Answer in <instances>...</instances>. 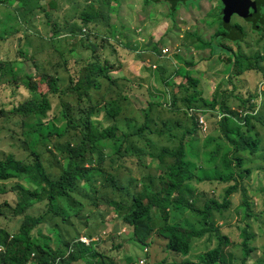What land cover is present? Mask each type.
Instances as JSON below:
<instances>
[{"label": "trees", "instance_id": "1", "mask_svg": "<svg viewBox=\"0 0 264 264\" xmlns=\"http://www.w3.org/2000/svg\"><path fill=\"white\" fill-rule=\"evenodd\" d=\"M43 1L0 0V5L10 7L17 4L16 10L25 20L36 11L44 12L50 22L51 17L43 7ZM190 1L192 0H164L169 5L170 18L174 21L179 8L187 6ZM251 1L256 2L255 7L242 18L253 28H264V0ZM223 9L224 6L220 3L217 14L218 31L209 41L201 36L199 39L202 49L212 48V55L218 53L215 47L231 53V57L227 58V80L230 89L220 92L219 88L212 95V99L207 100L199 89V79L190 72L183 75L186 83L179 85V92L172 93L170 101L173 107L178 109V103L181 102L186 114L187 111L191 112L190 127L183 128L184 132L175 148L165 147L157 156L150 155L153 160L159 162L160 172L162 171L157 173V185L153 182L155 186L146 185L143 192L134 194L130 201L112 202L114 211L123 213L122 221L131 228L133 241L144 246L153 245L157 238L166 241L161 253L163 256L155 258L150 249L148 250L146 264H235L234 252L230 249L231 238L223 234L216 223V217L224 215L231 208V197L235 193L241 194L240 208L246 221V226L241 231L242 264H264V253L257 258L254 256L258 248L252 243L256 236L253 235L254 231L250 225V219L257 217L254 202L249 198L246 186L240 184L254 172L253 168L248 166L253 162L252 157L258 158L259 153H264V114L251 113L255 110L259 97L249 94L247 98L242 99L235 95L236 87L232 81L249 71L261 74L264 81V68L261 66L262 57L259 54L246 55L240 51L239 43L244 40L246 33L242 25L224 19ZM97 16L86 14L84 24L87 25L90 19ZM52 28L56 31L54 35L59 37L58 26L52 23ZM82 30L74 25L68 29V33L75 36ZM222 41L233 43L237 50L226 47V43ZM154 49L156 50V44ZM20 53L23 54V51ZM93 53L98 54L96 49H93ZM186 64L192 66L189 62ZM6 69L12 75L16 74L11 63L0 60V74ZM36 69L39 68L36 66ZM118 70L120 68L117 69L110 61H101L96 56L83 64L77 77L70 81L66 89L59 88V78L50 73L42 74L41 81L45 83H35L36 79L30 76L27 77L26 83H22L29 97L13 108L10 114L24 119L31 118L34 132L26 133L29 136L26 142L30 151L27 159H17L11 154L0 161V194H6L10 184L14 183L12 193L17 195L14 206L7 202L0 205V217L4 215V210H7L14 217L23 218L18 232L14 235L0 228V264H139L131 254L118 258L105 250L100 251L96 247L99 243L86 246L78 243V238L67 242L57 226L48 228L47 234L40 229L48 217L53 220L60 219L62 226H70L72 218H78L83 212V200L93 196L91 203L95 207L100 190L99 182L111 180L118 186V177L103 166L109 156L113 154L116 158L111 157L112 161L119 162L124 161L126 155L136 156L140 161L145 155L143 150L134 149L136 145L132 140L145 139L149 134L155 133L150 127V121L151 112L154 106L158 105L149 104L142 124H132V120L126 118V127H122L120 118L123 113V101H128V97L121 95L116 99L108 98L106 93H102L103 81L109 82L107 91L117 84V79L113 78L112 73ZM60 93L62 95L59 98L74 95L79 106L86 105L84 111L80 110L86 113L81 122L67 116L66 123L60 125L56 123L58 118H50V95ZM230 99L238 102L237 109L230 106ZM67 111L70 112L69 106L64 107L61 113L65 114ZM208 111L220 115V120L217 121L219 133L216 137L208 136L201 140L199 133L202 127L199 118L208 115ZM102 112L105 120L111 123L109 126H104L103 122L99 121L98 116ZM5 114L0 108V116ZM71 129H81V139L77 145L69 143L60 149L67 164H64L62 174L56 179L53 178L52 172L47 171L36 148L39 143L47 145L57 137H64ZM165 129L159 130V135H165ZM109 148L112 149V154L107 152ZM21 182H26L28 188ZM193 182L224 184L226 188L220 201L204 193L203 207L196 208L195 199L198 192ZM38 204H43L44 209L38 215L30 214ZM93 213L94 211H91L89 216ZM190 214L195 215L198 226L190 221L187 216ZM86 235L92 237L93 234ZM206 236L214 239L213 236H216L219 243L208 246L195 258L191 257L194 241ZM122 245L123 243H114L113 246L120 248Z\"/></svg>", "mask_w": 264, "mask_h": 264}, {"label": "rangeland", "instance_id": "2", "mask_svg": "<svg viewBox=\"0 0 264 264\" xmlns=\"http://www.w3.org/2000/svg\"><path fill=\"white\" fill-rule=\"evenodd\" d=\"M156 1L44 0L42 5L51 17L50 22L44 12L36 11L25 20L16 10L17 4L10 7L0 5V36H2L0 60L11 63L16 72L12 75L6 69L0 74V108L6 113L0 116L1 149L11 152L16 158L22 160L27 159L30 153L26 142L29 136L26 133L34 132L33 120L10 114L13 108L25 102L29 97L28 91L22 84L28 81V76L36 79L35 83H45L41 81L42 74L50 73L53 77L59 78V88L66 89L70 81L77 77L83 64L96 56L101 61L108 60L116 65L117 69H121L119 73H112L114 77H121L120 74L122 75L124 71V81L112 86L110 91H107L109 82L103 81L102 90L108 98L116 99L121 95L128 97V101H123V113L120 118L122 127H126V118L132 120V124H142L145 121L149 104L158 105L154 106L150 121V127L155 133L149 134L145 139L132 140L136 145L134 149H141L145 154L141 161L133 155H126L124 161H112L111 157L116 158V156H113L111 148L107 150L112 155L106 159L103 166L108 172L118 177V186L111 180L99 182L97 205L93 207L91 203L94 196L83 200V212L78 218H72L70 226H62L60 219L53 220L51 217L45 219V225L40 226L44 234H47L48 228L57 226L62 235H65L67 242H73L74 238L77 239L90 233L95 235L107 233L106 236L104 235L105 240L96 246L100 251L105 250L111 256L118 258L131 254L136 261L147 257L144 245L132 240L131 228L123 223V213L114 211L112 202L130 201L134 194L142 193L146 185H157V173L158 171L162 173V171L160 172L159 162L153 160L150 155L157 156L165 147L175 148L182 137L183 128L190 127L191 112L187 111L188 114H186L181 102L178 106L182 110L179 111L178 108L173 107L170 101L171 94L178 93L179 85L186 83L183 75L187 72L199 79V89L203 91V97L207 100H211L212 95L219 88L220 92L230 89L227 80V69H229L227 58L231 57V53L215 47L218 53L212 55L210 52L212 48L202 49V42L199 39L201 36L209 41L218 31L217 14L220 10V1L192 0L187 6L179 8L174 21L169 16V5L164 0L157 3ZM262 11L264 13V8ZM86 14L92 17L98 16L90 19V22L85 25L83 19ZM230 21L242 25L246 33L244 40L239 43L240 51L246 55L259 54L262 57L261 66L264 68V28H253L236 17L231 18ZM52 23L58 26L57 31L60 32V38L54 35L56 31L53 30ZM74 25L87 31L82 30L75 36H71L68 29ZM6 39H9L7 43H5ZM222 43H226V47L233 51L237 50L233 43L225 41ZM154 44H156V50ZM93 49H96L98 54L93 53ZM164 49L168 51L167 54L162 53ZM20 51H23V54ZM139 55L143 56L142 60L146 62V64H141V76L134 74L132 71L135 69L134 66H130V70L122 66L123 61H138L137 56ZM186 62L191 63L192 66H188ZM154 66L157 68L154 69ZM232 81L236 87L235 95H239L242 99L247 98L249 94H256L259 97L256 101L257 106L251 113L264 114V81L261 74L254 71L244 72ZM61 95L62 93L50 95L52 103L50 118H58L56 120L59 121L56 123L60 125L66 123L67 116L76 122H81V118L86 113L80 110L84 111L86 105L79 106L74 95L59 98ZM228 103L233 109L238 108V102L235 99H230ZM66 106H69L70 112L62 114ZM209 112L208 115L203 116L207 127H203L199 133L201 140L208 136L216 137L219 133L217 121L220 120V115L216 112H210L211 114ZM103 115V112L99 113V121H102L104 126H109L111 123L105 120ZM164 128H166V134L159 135L158 131ZM258 129L262 130L261 127ZM80 139L81 129H71L64 137H57L47 145L44 143L37 145L36 150L44 154L45 167L48 172L53 173V178H59L64 164L65 166L67 164V161L62 158L60 149L65 148L69 143L77 145ZM2 155L5 156L0 152V161L3 159ZM263 157L264 153H259L258 158L252 157L253 162L248 166H251L254 172L240 183L246 186L257 214L256 218L250 219L253 235L256 236L252 243L258 246L254 252L255 258L264 253ZM21 184L28 188L26 182H21ZM193 184L198 192L195 199L196 208L203 207L204 193L220 201L223 190L226 188L224 184L212 185L196 182ZM12 186L14 187L15 184H10L6 194H0V205L5 202L11 206L15 205L17 195L12 193ZM231 201V208L224 215L217 216L216 223L223 234L231 238L230 249L234 252L235 264H242L241 231L246 226V221L243 217L244 212L240 208L241 194L235 193ZM43 209L44 205L38 204L30 214L38 215ZM91 211L94 213L89 216ZM187 216L192 223L195 222V226H198L195 215ZM22 220L21 216L14 217L11 212L4 210V215L0 217V228L14 235L18 232ZM213 237L215 239L206 236L201 240H195L191 248V257L195 258L208 246L217 245L219 240L216 236ZM157 239L153 245H145L149 247L150 253L155 258L163 256L161 253L166 243L163 238ZM114 243H123V245L115 248Z\"/></svg>", "mask_w": 264, "mask_h": 264}, {"label": "water", "instance_id": "3", "mask_svg": "<svg viewBox=\"0 0 264 264\" xmlns=\"http://www.w3.org/2000/svg\"><path fill=\"white\" fill-rule=\"evenodd\" d=\"M224 6V19L229 20L233 14L244 17L255 7L256 2L251 0H220Z\"/></svg>", "mask_w": 264, "mask_h": 264}, {"label": "crops", "instance_id": "4", "mask_svg": "<svg viewBox=\"0 0 264 264\" xmlns=\"http://www.w3.org/2000/svg\"><path fill=\"white\" fill-rule=\"evenodd\" d=\"M4 40V39H3ZM8 40L9 39H6V41H5V43H7L8 42ZM4 44V43H3ZM137 60L138 61H134V60H128V61H123L122 63H124L122 66H124L127 70H130V66H134L135 67V69H132V71L134 72V74H136V75H138V76H141V72H140V70H141V64H146V62L144 61V60H142V58H143V56H137ZM154 69H156L157 68V66H154L153 67ZM161 68V67H160ZM159 68V69H160ZM121 71V69L120 70H118V71H115V72H113V73H119ZM159 71H161V70H159ZM123 73H124V71H123ZM123 73H122V75L120 74V76L121 77H119V76H116V77H114L113 76V78H115V79H117V80H115L116 81V83H120L121 81H124L123 79H124V75H123ZM127 73V72H126ZM153 74V73H152ZM153 75H155L156 76V74L154 73ZM139 78H142V77H139ZM28 149V148H27ZM0 152L1 153H3L5 156H3L2 155V158L3 159H5V157L6 156H8V155H11L12 153L11 152H9V151H7V150H5V149H1L0 148ZM13 155V154H12ZM28 156V155H27ZM41 158H42V160L44 161V154H41ZM18 159V158H17Z\"/></svg>", "mask_w": 264, "mask_h": 264}, {"label": "built area", "instance_id": "5", "mask_svg": "<svg viewBox=\"0 0 264 264\" xmlns=\"http://www.w3.org/2000/svg\"><path fill=\"white\" fill-rule=\"evenodd\" d=\"M83 32H86V29H83ZM167 50H162V53L163 54H167ZM199 123H200V126L203 128V127H207L206 126V121L204 120V117H200L199 118ZM104 235L106 236L107 235V233H104L103 235H101V234H96V235H93L92 237H89V236H87V237H82V238H80V240H79V243H82V244H84V245H86V246H90L92 243H101L103 240H105V238L106 237H104ZM147 251H148V248L147 247H145L144 248V252L145 253H147ZM139 262H140V264H144L145 262H146V258H141L140 260H139Z\"/></svg>", "mask_w": 264, "mask_h": 264}, {"label": "flooded vegetation", "instance_id": "6", "mask_svg": "<svg viewBox=\"0 0 264 264\" xmlns=\"http://www.w3.org/2000/svg\"><path fill=\"white\" fill-rule=\"evenodd\" d=\"M219 1H220V0H219ZM220 3H221V1H220ZM234 17L242 19L245 23H247V24L249 25L248 22H246L242 17H239V16L236 15V14H233V15L230 17V20H231V18H234ZM230 22H231V21H230ZM250 26H251V25H250Z\"/></svg>", "mask_w": 264, "mask_h": 264}, {"label": "clouds", "instance_id": "7", "mask_svg": "<svg viewBox=\"0 0 264 264\" xmlns=\"http://www.w3.org/2000/svg\"><path fill=\"white\" fill-rule=\"evenodd\" d=\"M93 235H95V234H93ZM93 235H92V236H93ZM87 236H88V235H86V236L84 235V236L79 237V238H78V243H79L80 238H82V237H87ZM145 247L148 248V246H144V248H145ZM148 250H149V248H148ZM147 253H148V251H147ZM142 258H143V257H142ZM144 258H146V261H147V257H144ZM140 259H141V258H140ZM140 259H139V260H140ZM138 263L140 264L139 261H138ZM144 264H146V262H145Z\"/></svg>", "mask_w": 264, "mask_h": 264}]
</instances>
